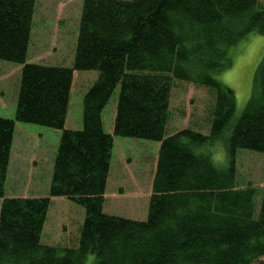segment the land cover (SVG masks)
Here are the masks:
<instances>
[{"label": "trees", "instance_id": "trees-1", "mask_svg": "<svg viewBox=\"0 0 264 264\" xmlns=\"http://www.w3.org/2000/svg\"><path fill=\"white\" fill-rule=\"evenodd\" d=\"M37 0H0V60L23 66L15 119L0 118V264H255L264 257V187L240 186L239 150L264 154V59L233 123V90L218 77L231 49L264 36L260 0H83L72 67L27 62ZM76 71L99 76L83 128L66 129ZM176 82L213 96L210 132L168 134ZM119 87L113 135L102 114ZM62 131L48 196L6 198L16 123ZM228 129L229 164L209 147ZM114 136L160 143L148 216L104 213ZM52 198L85 210L77 246L41 242Z\"/></svg>", "mask_w": 264, "mask_h": 264}, {"label": "rangeland", "instance_id": "rangeland-1", "mask_svg": "<svg viewBox=\"0 0 264 264\" xmlns=\"http://www.w3.org/2000/svg\"><path fill=\"white\" fill-rule=\"evenodd\" d=\"M129 1V0H125ZM264 4V0H260ZM83 0H37L35 26L27 62L40 65L73 66ZM232 66L219 81L233 90L236 98L235 123L245 112L252 97L254 76L264 59V36L251 35L231 49ZM23 66L0 60V118L15 119L21 71ZM95 71H76L73 77L66 129L83 128V99L97 80ZM119 87L103 111L106 133L113 135ZM214 101L205 88L176 82L170 101L168 134L193 129L205 135L210 132V113ZM228 129L210 147L217 167L229 164ZM62 131L17 122L10 158L6 198L46 197L49 193L54 162ZM111 168L105 192L104 213L134 221L148 216L153 181L159 159L160 143L114 136ZM236 168L240 186L264 187V154L239 150ZM2 200H0L1 209ZM85 210L66 198H52L41 242L46 245H78ZM89 255L85 264H95ZM255 264H264L262 257Z\"/></svg>", "mask_w": 264, "mask_h": 264}, {"label": "crops", "instance_id": "crops-1", "mask_svg": "<svg viewBox=\"0 0 264 264\" xmlns=\"http://www.w3.org/2000/svg\"><path fill=\"white\" fill-rule=\"evenodd\" d=\"M33 30H34V28H33ZM55 66H62V65H55ZM65 67H67V66H65ZM13 148V147H12ZM11 155H12V151H11ZM28 198H32V197H28ZM34 198V197H33ZM35 198H39V197H35Z\"/></svg>", "mask_w": 264, "mask_h": 264}]
</instances>
